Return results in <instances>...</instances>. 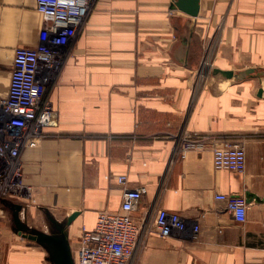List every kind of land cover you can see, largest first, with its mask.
<instances>
[{
  "label": "crops",
  "instance_id": "0c3cea01",
  "mask_svg": "<svg viewBox=\"0 0 264 264\" xmlns=\"http://www.w3.org/2000/svg\"><path fill=\"white\" fill-rule=\"evenodd\" d=\"M174 2L94 0L45 88L57 126L21 151L36 206L20 220L36 231L40 214L42 232L59 237L49 216L66 224L76 213L65 230L73 264L79 228L119 209L122 175L147 189L132 213L130 264H264V0H199L196 18ZM43 20L35 0H0V99L15 49L39 45ZM203 58L234 77L206 85ZM247 69L252 77L235 78ZM225 142L244 147L243 173L214 170L212 150ZM217 194L247 199L243 224ZM16 206L0 196V264H54L55 251L17 230ZM160 210L185 230L160 237Z\"/></svg>",
  "mask_w": 264,
  "mask_h": 264
},
{
  "label": "built area",
  "instance_id": "2783aa9c",
  "mask_svg": "<svg viewBox=\"0 0 264 264\" xmlns=\"http://www.w3.org/2000/svg\"><path fill=\"white\" fill-rule=\"evenodd\" d=\"M92 4L93 0H35L36 11L44 18L39 45L14 51L8 94L0 99V196L11 198L21 206V220L29 207L36 206V201L32 188L24 181L20 154L30 141L42 138L46 129L57 126V113L44 100L45 88L62 56L58 49L77 35ZM212 164L216 171L243 173L244 147L239 142H225L215 147ZM115 181L121 189L120 207L115 212H98L93 229L79 228L75 264H130L132 261L139 234L132 213L147 189L145 186L128 188L124 175ZM215 200L224 203L234 222H245L248 202L244 196L217 194ZM185 228V222L175 213L160 210L155 218V229L162 238Z\"/></svg>",
  "mask_w": 264,
  "mask_h": 264
},
{
  "label": "water",
  "instance_id": "95a60500",
  "mask_svg": "<svg viewBox=\"0 0 264 264\" xmlns=\"http://www.w3.org/2000/svg\"><path fill=\"white\" fill-rule=\"evenodd\" d=\"M171 7L172 9H178L191 18H196L199 13V0H175ZM254 71L255 70L253 69L244 70L243 72L238 74V76H235V78L241 79L245 77L248 78L250 76L252 77ZM217 73L226 79H232L234 77V73L231 71L215 70L214 74ZM258 77H261V74H258ZM258 94L259 96L264 97V84H262V86L260 87ZM20 210V206L15 207L14 222L17 230L19 232H28L32 234V236H28V239L55 251L56 256L55 259H53L54 264H73L71 255L69 253L68 244L66 242L65 230L66 228H68L77 214L74 213L69 218H67L66 224L58 223L49 216L50 222H52V224L59 232V237H54L52 236L51 232L49 234H46L38 230H29L19 218Z\"/></svg>",
  "mask_w": 264,
  "mask_h": 264
},
{
  "label": "rangeland",
  "instance_id": "374dc122",
  "mask_svg": "<svg viewBox=\"0 0 264 264\" xmlns=\"http://www.w3.org/2000/svg\"><path fill=\"white\" fill-rule=\"evenodd\" d=\"M94 1V0H93ZM58 51L59 52H61V54H63L64 53V51H63V48H59L58 49ZM210 55V53H209V51H207V49H206V54H205V56L208 58V56ZM205 56H204V58H205ZM61 58H62V56L60 57V59H59V62H60V60H61ZM202 59V63H201V67L202 68H200L201 70H206V71H208V72H210L211 73V75H210V77L212 76V77H214L215 79H218V82H222V79H221V75L220 74H213V71L212 70H214L215 69V67H218V63L217 62H213L212 60H211V62L210 61H207V59ZM219 58V57H218ZM58 62V63H59ZM58 66H60L59 64L57 65V68H58ZM212 77H211V79L210 78H207V79H205L204 81H205V83H206V85H213V80L214 79H212ZM222 78H224V77H222ZM201 81H203L202 79H200ZM36 217H38L37 219H36V229L38 230V231H43V230H45L46 228H45V222L42 220V216L39 214V216H36ZM39 220H41L40 222H38ZM46 231V230H45ZM73 240V239H72Z\"/></svg>",
  "mask_w": 264,
  "mask_h": 264
}]
</instances>
